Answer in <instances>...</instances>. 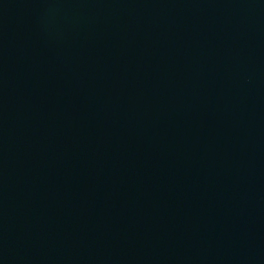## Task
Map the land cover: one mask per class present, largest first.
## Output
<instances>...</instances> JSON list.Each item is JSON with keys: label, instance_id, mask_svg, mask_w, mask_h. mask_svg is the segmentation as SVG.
Returning a JSON list of instances; mask_svg holds the SVG:
<instances>
[{"label": "water", "instance_id": "obj_1", "mask_svg": "<svg viewBox=\"0 0 264 264\" xmlns=\"http://www.w3.org/2000/svg\"><path fill=\"white\" fill-rule=\"evenodd\" d=\"M0 264H264V0H0Z\"/></svg>", "mask_w": 264, "mask_h": 264}]
</instances>
